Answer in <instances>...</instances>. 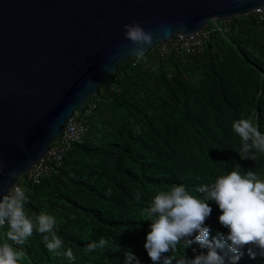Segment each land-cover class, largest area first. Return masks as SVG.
<instances>
[{"label":"trees","instance_id":"1","mask_svg":"<svg viewBox=\"0 0 264 264\" xmlns=\"http://www.w3.org/2000/svg\"><path fill=\"white\" fill-rule=\"evenodd\" d=\"M244 17L254 21L251 14ZM259 87L264 94V78ZM113 103L116 109H107L110 121H106V138L101 143L90 145L82 139L67 151L56 177L43 179L35 186L22 185L29 187L26 194L34 192L42 202L60 211L62 227L56 229L57 234L65 249L71 247L76 255L75 262L52 253L50 256L41 241L43 234L38 233L36 257L44 259L41 264L53 260L59 264H125L127 250L140 264H153L144 247L151 223L145 211L158 191L183 184L194 195H200L203 186L211 185L237 164L242 173L252 170L264 179V153H256L255 160L241 159V140L232 125L245 115L233 107H229L231 115L223 119L213 112L189 111L183 97L178 119L169 122L163 113H155L151 119L142 108L125 104L122 96L114 97ZM254 106L255 124L264 133V108ZM73 163L78 166L71 171ZM208 203L212 208L205 221L210 228L209 239L222 238L228 230L218 220V205ZM31 208L34 218L38 210L33 205ZM101 238L112 247L85 252L89 244ZM206 251L196 242L185 248L181 243L172 255L191 259ZM237 264H264V257L252 259L245 250Z\"/></svg>","mask_w":264,"mask_h":264},{"label":"water","instance_id":"2","mask_svg":"<svg viewBox=\"0 0 264 264\" xmlns=\"http://www.w3.org/2000/svg\"><path fill=\"white\" fill-rule=\"evenodd\" d=\"M261 5L264 0H0V194L44 155L65 119L117 63L135 57L125 24L153 33V46Z\"/></svg>","mask_w":264,"mask_h":264},{"label":"clouds","instance_id":"3","mask_svg":"<svg viewBox=\"0 0 264 264\" xmlns=\"http://www.w3.org/2000/svg\"><path fill=\"white\" fill-rule=\"evenodd\" d=\"M125 36L132 43L130 49L137 61L145 59V52L155 42L154 34L145 31L139 23L125 24ZM167 37L169 32L164 31ZM116 59V57H113ZM233 131L240 137L241 159L252 158L264 153V133L250 119L241 117L233 122ZM237 164L233 170L218 177L211 185L203 186L200 195H194L183 184L172 185L158 191L145 211L150 221L144 247L153 264H237L247 251L250 258L264 257V179L252 170L240 171ZM9 178L15 172L8 173ZM27 189L15 183L7 193L0 194V229H5L0 243V264H21L24 246L33 232L43 234L49 253L75 262L76 255L71 247L65 249L63 239L57 234V218L49 213L29 217L25 205L29 202ZM214 201L220 210L218 220L228 231L222 238L209 239L210 228L205 224ZM196 242L207 249L194 258L179 259L174 253L181 243L184 248ZM18 246V247H17ZM112 247L107 239L101 238L85 248L92 252L96 248ZM120 247L115 250L119 251ZM171 253V255H167ZM125 264H140L135 255L127 250Z\"/></svg>","mask_w":264,"mask_h":264},{"label":"rangeland","instance_id":"4","mask_svg":"<svg viewBox=\"0 0 264 264\" xmlns=\"http://www.w3.org/2000/svg\"><path fill=\"white\" fill-rule=\"evenodd\" d=\"M230 22V30L224 35L214 34L209 46L198 55L157 58L150 48L141 61L131 57L117 63L91 97L97 103L85 118L87 131L82 142L87 139V144L97 145L106 138V121H110L107 109H116L113 99L117 96H122L128 106L142 108L153 120L155 113H163L169 122L178 119L180 100L184 97L189 111L213 112L226 119L231 115L229 107H233L255 123L254 105L264 108V94L259 87L264 78V26L244 15L232 16ZM218 87L224 100L218 95ZM77 166L73 163L71 171ZM27 195L29 202L25 211L29 217H32L33 205L38 214L54 215L57 229L62 227L60 211L55 206L42 202L34 192ZM4 231L0 229V243L5 240ZM36 234L34 231L24 246L21 264L43 263V258L36 257L40 242ZM44 247L47 250L45 241ZM50 264L59 262L53 260Z\"/></svg>","mask_w":264,"mask_h":264},{"label":"built area","instance_id":"5","mask_svg":"<svg viewBox=\"0 0 264 264\" xmlns=\"http://www.w3.org/2000/svg\"><path fill=\"white\" fill-rule=\"evenodd\" d=\"M248 14L254 22L264 24V5L252 9ZM230 18L211 19L198 30L184 34L175 33L169 40L155 43L151 51L157 58L166 56H195L202 53L214 34L224 35L230 28ZM96 100L88 99L82 107L69 115L47 151L31 164L14 182L16 185L35 186L43 179L56 177L62 167L64 156L71 146L80 143L87 131L86 116L96 107ZM10 189V188H9Z\"/></svg>","mask_w":264,"mask_h":264}]
</instances>
